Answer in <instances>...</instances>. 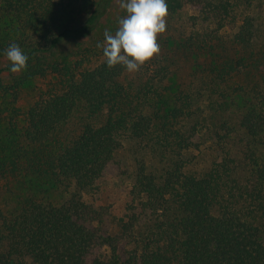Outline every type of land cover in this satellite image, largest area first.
Returning a JSON list of instances; mask_svg holds the SVG:
<instances>
[{"label": "trees", "instance_id": "obj_1", "mask_svg": "<svg viewBox=\"0 0 264 264\" xmlns=\"http://www.w3.org/2000/svg\"><path fill=\"white\" fill-rule=\"evenodd\" d=\"M114 1L0 0V264H264V0H166L134 73Z\"/></svg>", "mask_w": 264, "mask_h": 264}, {"label": "clouds", "instance_id": "obj_2", "mask_svg": "<svg viewBox=\"0 0 264 264\" xmlns=\"http://www.w3.org/2000/svg\"><path fill=\"white\" fill-rule=\"evenodd\" d=\"M125 15L117 19L115 33L107 29L102 47L108 67L121 65L129 73L137 72L154 55L159 54L158 36L166 31L168 6L166 0H120ZM10 70L19 72L27 67L28 55L11 43L4 50Z\"/></svg>", "mask_w": 264, "mask_h": 264}, {"label": "rangeland", "instance_id": "obj_3", "mask_svg": "<svg viewBox=\"0 0 264 264\" xmlns=\"http://www.w3.org/2000/svg\"><path fill=\"white\" fill-rule=\"evenodd\" d=\"M114 5L111 8V10L107 14V18L105 20V26L103 28L109 27L113 22L117 21L118 18L121 17L122 14H126L125 11L120 7V0H115ZM88 3H84V7H86ZM76 47V44L74 42H71L70 44H65L63 46V52H71ZM7 59L5 57L0 58V68L5 66L8 62H6ZM42 84V81H38L37 85L40 86ZM36 90H38L36 88ZM33 90L30 88L23 89L22 90V98H21V104L23 106H27L29 102L32 99ZM88 195H86V198Z\"/></svg>", "mask_w": 264, "mask_h": 264}]
</instances>
